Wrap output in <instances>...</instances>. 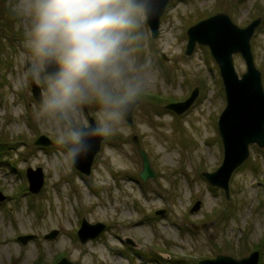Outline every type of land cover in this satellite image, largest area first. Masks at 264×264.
<instances>
[{"label":"rangeland","instance_id":"rangeland-1","mask_svg":"<svg viewBox=\"0 0 264 264\" xmlns=\"http://www.w3.org/2000/svg\"><path fill=\"white\" fill-rule=\"evenodd\" d=\"M12 2L0 0V264H200L257 251L264 264V148L250 146L228 194L208 182L224 161L218 123L227 98L210 49L197 44L192 55L187 51V31L205 19L226 14L240 28L261 19L251 48L264 87V0L169 2L156 39L147 25L141 52L156 69L155 88L135 107L127 133L103 141L89 176L60 162L61 147L34 118L33 88L19 64L23 25ZM233 61L241 78L246 62L241 54ZM195 90L187 112L168 109ZM41 136L52 145H35ZM135 136L155 173L147 182ZM29 168L43 170L39 194L29 190ZM83 220L106 230L82 244Z\"/></svg>","mask_w":264,"mask_h":264},{"label":"clouds","instance_id":"clouds-1","mask_svg":"<svg viewBox=\"0 0 264 264\" xmlns=\"http://www.w3.org/2000/svg\"><path fill=\"white\" fill-rule=\"evenodd\" d=\"M162 0H13L22 23L20 71L39 95L33 115L77 163L97 142L127 133V121L155 88L141 57L147 25Z\"/></svg>","mask_w":264,"mask_h":264},{"label":"water","instance_id":"water-1","mask_svg":"<svg viewBox=\"0 0 264 264\" xmlns=\"http://www.w3.org/2000/svg\"><path fill=\"white\" fill-rule=\"evenodd\" d=\"M171 0H162L159 14L149 21L152 37L156 39L159 36L160 20L165 13ZM261 19L255 20L250 26L240 28L235 25L231 18L226 14H218L210 17L198 24L192 26L187 34L189 37L188 55H192L197 44L207 46L219 66L224 89L227 98V107L221 114L218 127L224 147V161L222 166L213 174H207L208 182L216 187L224 189L229 193V183L233 173L240 168L250 156V146L257 145L264 148V87L262 74L256 67L254 54L251 48V39L255 30L259 27ZM241 54L247 65V72L240 78L235 70L233 56ZM33 94L35 99L39 95V89L33 85ZM198 97V90H195L192 96L185 102L171 104L168 109L178 115L187 112L195 103ZM135 110V109H134ZM133 113L128 122L133 125ZM134 142L143 160V169L140 178L147 182L155 177L151 167V162L146 151L141 148L139 138L134 137ZM103 142H97L92 154L74 166L82 174L91 175L92 165L97 153L101 149ZM35 145L49 147L52 141L41 136ZM29 180V190L32 194H39L44 186V174L41 168L27 170ZM5 197L0 194V201ZM198 203L194 211L199 210ZM166 211H159L157 215H164ZM106 230V225L99 223L92 225L83 220L79 230V239L82 244L90 240H95ZM57 236V232L49 235L50 238ZM32 236L21 237L20 240L26 244ZM128 244L135 246L136 243L128 239ZM260 253L254 252L249 258L235 260L227 256H218L216 259L204 260L200 264H259ZM59 264H74L67 259H63Z\"/></svg>","mask_w":264,"mask_h":264}]
</instances>
